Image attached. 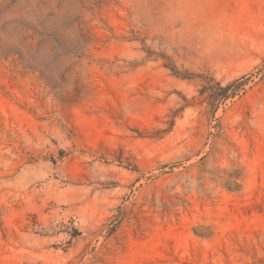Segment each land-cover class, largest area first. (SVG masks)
Returning <instances> with one entry per match:
<instances>
[{
  "label": "rangeland",
  "instance_id": "obj_1",
  "mask_svg": "<svg viewBox=\"0 0 264 264\" xmlns=\"http://www.w3.org/2000/svg\"><path fill=\"white\" fill-rule=\"evenodd\" d=\"M0 264H264V0H0Z\"/></svg>",
  "mask_w": 264,
  "mask_h": 264
},
{
  "label": "trees",
  "instance_id": "obj_2",
  "mask_svg": "<svg viewBox=\"0 0 264 264\" xmlns=\"http://www.w3.org/2000/svg\"><path fill=\"white\" fill-rule=\"evenodd\" d=\"M230 86H231V84H228L227 86H225V87L222 88V91L224 92V93L221 95L222 98L227 97L226 92L228 91V89H229Z\"/></svg>",
  "mask_w": 264,
  "mask_h": 264
}]
</instances>
